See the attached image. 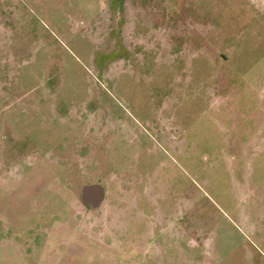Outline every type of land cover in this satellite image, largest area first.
Instances as JSON below:
<instances>
[{"label":"rangeland","instance_id":"obj_1","mask_svg":"<svg viewBox=\"0 0 264 264\" xmlns=\"http://www.w3.org/2000/svg\"><path fill=\"white\" fill-rule=\"evenodd\" d=\"M0 264H264V0H0Z\"/></svg>","mask_w":264,"mask_h":264},{"label":"water","instance_id":"obj_2","mask_svg":"<svg viewBox=\"0 0 264 264\" xmlns=\"http://www.w3.org/2000/svg\"><path fill=\"white\" fill-rule=\"evenodd\" d=\"M84 195L85 200L95 206L103 199L104 189L99 184L89 185L84 188Z\"/></svg>","mask_w":264,"mask_h":264},{"label":"crops","instance_id":"obj_3","mask_svg":"<svg viewBox=\"0 0 264 264\" xmlns=\"http://www.w3.org/2000/svg\"><path fill=\"white\" fill-rule=\"evenodd\" d=\"M94 185V184H93ZM89 186V185H88ZM86 187V186H85ZM84 187V188H85ZM103 187V186H102ZM103 189H104V196H103V199L97 204V205H93L92 203H89V202H87L86 200H85V195H84V189H83V198H84V201H85V203L86 204H89L90 206H92V207H98L102 202H103V200L105 199V196H106V190H105V188L103 187Z\"/></svg>","mask_w":264,"mask_h":264}]
</instances>
